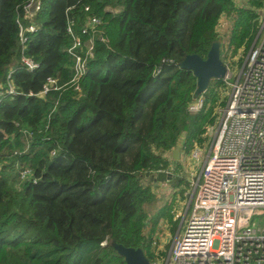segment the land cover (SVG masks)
I'll list each match as a JSON object with an SVG mask.
<instances>
[{
	"label": "trees",
	"instance_id": "1",
	"mask_svg": "<svg viewBox=\"0 0 264 264\" xmlns=\"http://www.w3.org/2000/svg\"><path fill=\"white\" fill-rule=\"evenodd\" d=\"M28 1L0 0V85L13 68L20 92L0 99V264H126L111 241L164 262L143 234L152 197L142 177L167 166L163 155L183 134L186 150L205 141L226 85L211 79L203 108L190 113L197 79L179 62L205 57L217 39L222 60L244 55L264 0H42L25 50L33 71L19 67ZM87 15L100 18L105 40L94 37L76 89L66 27L72 20L80 34ZM223 15L233 17L226 46L216 30ZM48 77L58 89L36 96Z\"/></svg>",
	"mask_w": 264,
	"mask_h": 264
},
{
	"label": "built area",
	"instance_id": "2",
	"mask_svg": "<svg viewBox=\"0 0 264 264\" xmlns=\"http://www.w3.org/2000/svg\"><path fill=\"white\" fill-rule=\"evenodd\" d=\"M41 1L29 0L24 4L29 23L19 24V67L28 71L39 67L25 50L28 34L38 29L35 14ZM259 14L258 31L234 81H230L232 74L226 66L222 80L229 86V92L225 104L215 112V124L207 126L206 134L213 131L208 147L194 145L186 150L183 142L177 144L180 156L189 154L201 163L198 172L187 180L185 209L164 264H264V223L256 220L264 215V7ZM100 24V18L87 15L78 34L73 30V21L67 22L66 31L72 38L67 51L74 60L71 83L76 89L87 61L93 56L94 37L98 35L105 40ZM83 35L87 38L83 39ZM13 71V68L8 71L5 85H0V99L3 95L20 93L12 81ZM51 89H58L57 81L48 77L35 95L43 97ZM204 100L202 94L193 95L188 112H199ZM27 136L32 138L33 134L27 132ZM163 156L166 158V153ZM182 157H178L180 164ZM177 169L175 162L168 159L166 167L152 174L164 171L171 173L172 178L157 181L144 174L143 187L156 198L159 192L174 187V176L177 180L184 179ZM18 173L24 180L31 170L23 168Z\"/></svg>",
	"mask_w": 264,
	"mask_h": 264
},
{
	"label": "rangeland",
	"instance_id": "3",
	"mask_svg": "<svg viewBox=\"0 0 264 264\" xmlns=\"http://www.w3.org/2000/svg\"><path fill=\"white\" fill-rule=\"evenodd\" d=\"M31 9L33 10V6L31 7ZM232 21L233 17L231 15H223L220 18L216 28L217 33L220 36L221 40L224 42L225 46L227 45L228 36L230 34L231 26L233 23ZM241 56L243 57L244 61L246 53L244 55L243 53H239L233 57L231 56L230 52L226 51L224 53V57H222L225 65L229 68L230 74H232L230 81H234L236 75L239 73L243 61L240 65L237 61ZM220 89L222 90V88ZM228 92L229 86L225 85V90H223V92L221 91V93H219V95L217 96V100L215 102V112H217L218 109L223 106L221 102L226 101ZM212 133L213 131L209 134ZM209 134H204V137H206V139L203 143H199L196 140L194 145L200 147H208L211 138ZM184 139L185 134L180 137L178 143L183 142ZM183 155H185V153H183ZM181 160L182 164H179L180 166L178 165V167L180 168H178L176 172L183 174L184 179L177 180V176H174V178L172 179L174 187H170L169 189L164 190L162 193L159 192L156 198H150L149 201L145 202L149 217L146 220L143 234L151 238V251L158 256H161V252H166V254L168 252L171 240L179 227V223L185 209V193L189 189V183L187 180L191 177L192 174H196L198 172L201 163V161L196 162L191 159L189 154H186L185 157H182ZM179 181H182V183L175 188ZM161 209H164L165 215L153 220L152 216L154 215V213H157ZM168 214L171 215L170 218L168 217ZM258 219L261 221H257L259 224L264 223V215L258 216L256 220ZM153 263L164 264L162 258H158L156 260L154 259Z\"/></svg>",
	"mask_w": 264,
	"mask_h": 264
},
{
	"label": "water",
	"instance_id": "4",
	"mask_svg": "<svg viewBox=\"0 0 264 264\" xmlns=\"http://www.w3.org/2000/svg\"><path fill=\"white\" fill-rule=\"evenodd\" d=\"M179 66L191 70L195 75L197 87L194 90V96L203 93L211 79H221L227 72V67L220 57V41L218 39L212 42L205 57L198 54H187L179 62ZM172 157L178 159V145H175L172 149ZM145 175L157 181H166L172 178L171 173L164 171L158 172L155 175L146 172ZM111 245L124 258L126 264H154L146 257L141 248L126 247L114 241H111Z\"/></svg>",
	"mask_w": 264,
	"mask_h": 264
},
{
	"label": "crops",
	"instance_id": "5",
	"mask_svg": "<svg viewBox=\"0 0 264 264\" xmlns=\"http://www.w3.org/2000/svg\"><path fill=\"white\" fill-rule=\"evenodd\" d=\"M182 157V155L180 156L179 155V158H181ZM166 158L167 159H169V160H173L174 162H175V165L178 167V165L180 164V161H178V159H174L173 157H172V150L171 151H169V152H166ZM180 166V165H179ZM178 168H180V167H178Z\"/></svg>",
	"mask_w": 264,
	"mask_h": 264
}]
</instances>
